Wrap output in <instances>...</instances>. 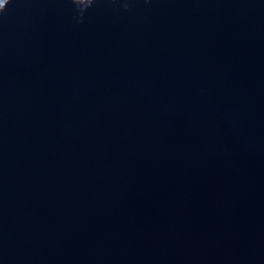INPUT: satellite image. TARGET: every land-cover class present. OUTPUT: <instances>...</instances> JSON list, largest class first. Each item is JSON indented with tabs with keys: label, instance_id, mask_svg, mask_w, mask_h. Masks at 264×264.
Segmentation results:
<instances>
[{
	"label": "water",
	"instance_id": "95a60500",
	"mask_svg": "<svg viewBox=\"0 0 264 264\" xmlns=\"http://www.w3.org/2000/svg\"><path fill=\"white\" fill-rule=\"evenodd\" d=\"M0 3V264H264V0Z\"/></svg>",
	"mask_w": 264,
	"mask_h": 264
},
{
	"label": "clouds",
	"instance_id": "9594fccd",
	"mask_svg": "<svg viewBox=\"0 0 264 264\" xmlns=\"http://www.w3.org/2000/svg\"><path fill=\"white\" fill-rule=\"evenodd\" d=\"M70 2L76 7L77 11H79L82 16L93 5L94 0H87V3H85V0H70ZM145 2L147 3L148 0H145ZM123 7L125 10H128L127 3H125ZM5 8L6 6L0 9V12H3Z\"/></svg>",
	"mask_w": 264,
	"mask_h": 264
},
{
	"label": "snow or ice",
	"instance_id": "6c2138e0",
	"mask_svg": "<svg viewBox=\"0 0 264 264\" xmlns=\"http://www.w3.org/2000/svg\"><path fill=\"white\" fill-rule=\"evenodd\" d=\"M0 7H3V4L2 3H0Z\"/></svg>",
	"mask_w": 264,
	"mask_h": 264
}]
</instances>
